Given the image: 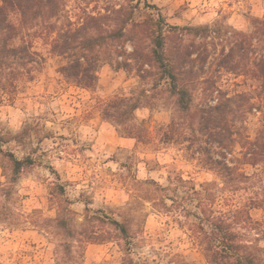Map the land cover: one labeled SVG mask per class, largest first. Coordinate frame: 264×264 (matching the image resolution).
Returning a JSON list of instances; mask_svg holds the SVG:
<instances>
[{
  "label": "rangeland",
  "instance_id": "1",
  "mask_svg": "<svg viewBox=\"0 0 264 264\" xmlns=\"http://www.w3.org/2000/svg\"><path fill=\"white\" fill-rule=\"evenodd\" d=\"M58 2L57 16L20 27L14 44L29 45L34 61L0 64V264H123L128 258L142 264H211L198 242L202 228L210 231V219L237 209L245 214L235 220L236 232L251 245L246 226L252 223L255 231L264 220V208H253L256 199L264 201V166L243 165L242 147L263 130L262 115L255 109L237 123L234 153L226 159L244 177L224 181L212 166L213 159L222 160L221 148L178 110L169 85L157 74L144 80L136 71L117 67V60L123 62L129 54L124 47L116 52L114 64L102 66L96 89L67 81L59 72L67 60L52 54L60 33L81 25L87 15L138 5L144 19L158 5L148 0H124L119 6L117 0ZM192 2L202 10L190 3L171 17L159 15L168 23L167 32L211 29L207 39L184 35L186 44L203 46L210 55L194 87L193 110L215 104L219 93L256 96L255 80L222 68L219 59L229 52L236 34L255 33L256 21L264 20V0ZM181 10L195 11L194 23L173 22L182 19ZM12 18L19 25L18 16ZM253 44L255 59L264 49V35H257ZM122 51L126 54L119 57ZM115 98L141 99L132 121L105 119L104 105ZM174 120L179 131L169 142L164 135ZM28 158L35 164L16 176L14 159ZM134 196L142 200L143 220L135 233L130 231L128 251L111 223L118 219L109 205L115 208L123 201L126 206ZM77 217L91 227H74ZM96 235L100 241H90ZM137 236L144 239L136 243ZM145 248L147 255L141 256Z\"/></svg>",
  "mask_w": 264,
  "mask_h": 264
},
{
  "label": "trees",
  "instance_id": "2",
  "mask_svg": "<svg viewBox=\"0 0 264 264\" xmlns=\"http://www.w3.org/2000/svg\"><path fill=\"white\" fill-rule=\"evenodd\" d=\"M137 7L138 5H133L128 10L122 6L106 15H87L81 25L61 32L52 48V54L67 60V63L61 66L60 74L77 87L98 88L100 69L105 64H114L116 52H120L118 49L123 47L122 41L126 42L124 38L134 33L137 36V47L131 54L127 55L123 51L119 53V57L126 54V58L123 62L117 60V67L129 72L136 71L144 80L157 74L160 82L165 81L169 85V92L175 97L178 110L190 116L193 124L197 123V131L221 148L223 158L213 159L212 166L222 179L227 182L244 177L238 165L232 166L226 158L227 153H234L237 123L245 121L255 109L262 115L263 130L255 141H247L242 147L245 151L241 162L243 165L254 167L264 166V49L255 59L251 57L255 37L264 35V20L256 21L255 33L236 34L238 38L232 43L229 52L224 53L219 59L220 66L231 73L252 77L258 84L256 96L238 93L231 97L229 94L219 93L220 97L215 104H207L195 112L194 87L200 81V72L204 70V64L210 55L203 46H197L196 43L186 44L184 35L207 39L210 37L211 29L188 27L184 28L183 32H167L166 19L163 15L154 14H149L141 20L130 21V16H136ZM59 10L58 0H1L0 64L10 61L32 63L35 55L30 46L14 44L21 28L29 26L39 18L57 16ZM13 16H18L19 25L13 21ZM146 41L150 43L145 46ZM211 95L214 96V93ZM140 103L141 99L115 98L104 105L102 113L105 119H113L118 124H124L134 119L135 112L141 107ZM178 131L174 120L168 125L165 139L173 142ZM14 163L15 175L18 176L25 167L33 166L35 161L31 158L23 161L14 159ZM256 200L258 203H255L253 208H264V201H259L260 198ZM242 214L245 213L239 209L224 213L210 219V231L202 228L204 233L200 235L198 242L205 258L211 264H264V252L246 243L240 233L233 230L235 220ZM247 218L252 220L248 214ZM111 223L130 251L132 246L130 230H125L122 227L123 222L118 220L114 219ZM59 224L66 228L65 223L59 221ZM74 234L72 231L71 236L74 237ZM96 236L90 237V241H100L98 235ZM104 241L102 239V242ZM216 241L220 243L216 244ZM123 264L142 263L128 258Z\"/></svg>",
  "mask_w": 264,
  "mask_h": 264
},
{
  "label": "clouds",
  "instance_id": "3",
  "mask_svg": "<svg viewBox=\"0 0 264 264\" xmlns=\"http://www.w3.org/2000/svg\"><path fill=\"white\" fill-rule=\"evenodd\" d=\"M148 3L158 5L156 9H154V14L159 15L161 12H163L164 16L171 17L173 12H176L181 5H184L187 7L188 4H192L193 8H200L202 10V6L197 5L192 2V0H148ZM124 0H117V6L123 5ZM243 5L238 4L237 8H242ZM182 12V19L181 20H174L175 23H190L192 21V17L196 15L195 11H188V12ZM137 15L135 17L130 16L129 20L133 19H142V16L139 13V10H136ZM187 31V29H185ZM126 42L122 41V46L126 49L127 53H133L134 49L137 47V36L133 33L127 37L124 38ZM81 188H83L86 192L90 191L86 188L85 185H81ZM70 194L73 196L79 195V192H71ZM127 199V198H125ZM142 204V200L140 196H134L131 201L127 203L125 206L123 201L120 202V206L112 208V206L109 205V208L111 209L112 213L115 215V217L123 222L122 227L125 228V230H130L132 233L136 232V229L139 227L140 222L143 220V216L141 215L140 205ZM99 205H93V207H97ZM107 211V209H106ZM120 226V225H118ZM74 227L78 229H85L90 228L91 225L88 222L83 221L82 217H77L74 221ZM253 224L249 223L246 226V230L248 232V237L251 242V245L255 247L256 249L260 250L261 252H264V220H262L260 225H255V231H252ZM234 231H239V227H234ZM257 233H259V237H257ZM143 236H137L136 243H139L141 240H143ZM196 240L193 238V243H195ZM216 244H219V241L215 242ZM162 247V246H161ZM187 247V245H185ZM176 251H181V249H176ZM141 256L147 255V248L143 249V251L140 253ZM187 255V253H185ZM135 258V257H134ZM171 257H169L170 259ZM164 264H167V261L164 262Z\"/></svg>",
  "mask_w": 264,
  "mask_h": 264
}]
</instances>
